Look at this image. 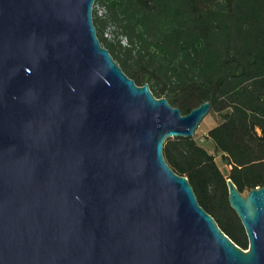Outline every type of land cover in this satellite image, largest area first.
Segmentation results:
<instances>
[{
	"label": "water",
	"instance_id": "95a60500",
	"mask_svg": "<svg viewBox=\"0 0 264 264\" xmlns=\"http://www.w3.org/2000/svg\"><path fill=\"white\" fill-rule=\"evenodd\" d=\"M95 0H0V264H264V185L229 202L237 245L164 144L189 113L138 85L97 35Z\"/></svg>",
	"mask_w": 264,
	"mask_h": 264
},
{
	"label": "trees",
	"instance_id": "16d2710c",
	"mask_svg": "<svg viewBox=\"0 0 264 264\" xmlns=\"http://www.w3.org/2000/svg\"><path fill=\"white\" fill-rule=\"evenodd\" d=\"M101 44L136 84L189 113L210 101L221 122L205 138H168L164 156L237 245L249 241L229 202L264 185V0H95ZM220 155L228 166L222 169Z\"/></svg>",
	"mask_w": 264,
	"mask_h": 264
},
{
	"label": "rangeland",
	"instance_id": "374dc122",
	"mask_svg": "<svg viewBox=\"0 0 264 264\" xmlns=\"http://www.w3.org/2000/svg\"><path fill=\"white\" fill-rule=\"evenodd\" d=\"M219 122H221L220 116L209 112V114L202 120L195 133L200 142L206 145V147L212 152H215L214 145L210 140L205 138V134ZM217 161L222 169H227L226 167L228 166L222 161L220 155L217 156Z\"/></svg>",
	"mask_w": 264,
	"mask_h": 264
}]
</instances>
